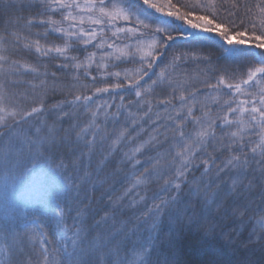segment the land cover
Wrapping results in <instances>:
<instances>
[{
    "label": "snow or ice",
    "instance_id": "6c2138e0",
    "mask_svg": "<svg viewBox=\"0 0 264 264\" xmlns=\"http://www.w3.org/2000/svg\"><path fill=\"white\" fill-rule=\"evenodd\" d=\"M224 11L0 0V264H264V0Z\"/></svg>",
    "mask_w": 264,
    "mask_h": 264
},
{
    "label": "trees",
    "instance_id": "16d2710c",
    "mask_svg": "<svg viewBox=\"0 0 264 264\" xmlns=\"http://www.w3.org/2000/svg\"><path fill=\"white\" fill-rule=\"evenodd\" d=\"M173 2H177V0H173ZM237 2L239 3L240 0H237ZM218 3L220 4L221 6V9L222 11L224 10H227L230 8V3H231V0H218ZM159 15V14H157ZM224 15L227 16V11H224ZM243 20V24L240 25L241 28H243L244 26H246L248 24V20L247 18H245L243 15H240L239 18L237 19V24H240V20ZM179 23V22H177ZM173 35H176V33H173ZM53 40H56V36L55 34L51 35L49 37V42L53 41ZM56 42H59L58 40ZM170 43H173V42H170ZM190 48H192V44L189 40L187 39H184V38H178L174 41L173 43V48L172 50L173 51H188ZM20 55H26L25 53H21ZM80 55H83V53H80ZM222 63H228V62H225V61H221ZM126 67H132V65H127ZM199 67H203V65H200ZM189 71L192 72V74L194 75L195 74V71H196V66L195 65H192L191 68L189 69ZM94 75H96L97 73H93ZM97 86H103L102 84H99ZM116 94L113 93V96H115ZM103 99H108V94H105ZM127 99V97H126ZM119 101H117L118 103ZM2 185H3V177L0 176V195L3 194V188H2ZM37 193L35 191H31L28 193V195L30 196H34L36 195Z\"/></svg>",
    "mask_w": 264,
    "mask_h": 264
}]
</instances>
